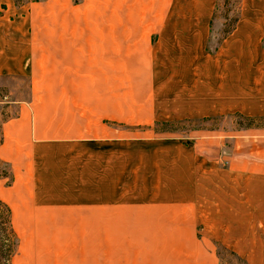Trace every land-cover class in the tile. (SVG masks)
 I'll list each match as a JSON object with an SVG mask.
<instances>
[{"label":"crops","instance_id":"0c3cea01","mask_svg":"<svg viewBox=\"0 0 264 264\" xmlns=\"http://www.w3.org/2000/svg\"><path fill=\"white\" fill-rule=\"evenodd\" d=\"M25 6L0 0V10L6 9L0 14V90L28 77L29 89L39 90L47 73L52 75L53 96H33L32 112L17 107V118L2 124L0 162L9 166L11 181L40 186L64 181L51 171L68 176L67 171L78 168L74 160L80 147L89 156V145H84L89 144L91 100L97 118L99 108L108 104L113 111L109 117L122 121L123 85L133 99L130 117L124 119L128 121L227 116L234 112L239 80L244 97L263 99L252 105L243 99L242 109L264 114V64H257L264 60L259 48L264 27L247 24L236 38L233 31L219 41L212 18L216 0H81L78 5L49 0L44 6ZM102 88L113 91L107 103L96 94ZM134 106L142 109L133 114ZM46 123L49 129L41 130ZM198 132H209L204 137L210 139L197 137L185 144L162 133L164 137L145 146L148 151L137 147L124 158L120 141L113 149L104 142L98 153L99 185L123 181L127 168L129 181L157 186L144 194H79L70 189L25 197L16 191V212L33 219L30 227L25 223L20 228L36 232L40 239L34 246L43 248L35 254L37 262L213 264L187 229L185 217L191 209L194 218L209 217L210 233H217L214 227L219 225L229 231L234 223L243 233L251 217L264 219V129L238 132L241 138L231 140L225 152L220 150L227 141L216 131ZM72 148L78 154L67 157L69 149L76 152ZM162 181H173L176 199L169 197L171 190L159 188ZM58 216L81 218L73 225L68 218L56 222ZM94 217L96 225L90 221ZM113 219L117 223L109 224Z\"/></svg>","mask_w":264,"mask_h":264},{"label":"rangeland","instance_id":"374dc122","mask_svg":"<svg viewBox=\"0 0 264 264\" xmlns=\"http://www.w3.org/2000/svg\"><path fill=\"white\" fill-rule=\"evenodd\" d=\"M72 1L77 5L81 2V0ZM13 2L17 7L26 4V9L31 4L44 6L49 2V0H13ZM5 10L6 9L0 10V14L4 13ZM25 11L27 13L29 9ZM92 17L93 19L96 18V11L93 13ZM212 18L215 20L214 24L218 27L217 33L219 41L233 31L234 37L236 38L247 24L256 25V28H258V25L264 27V0H216L215 11ZM259 48L260 50H264V31L262 32ZM94 59L96 64V58ZM91 63H94L92 59ZM257 64H264V60H261ZM47 66H49V64ZM51 76L52 75L46 73L41 82L38 83L40 88L36 91L29 89V77L23 83L19 82L17 84H11L12 88L0 90V143L2 142V124L8 120L17 118V107L21 106L27 108L29 112H32L33 103L31 102L33 100V96L39 98L53 96V91L50 88L52 84ZM237 77L241 78V75L235 74V78ZM240 86H242L241 80H239L238 84H235V109L233 113L228 114L227 116L221 115L195 121L159 120L155 122H135L124 120L127 117H130L129 109L133 106L130 105V103L132 104L133 99L129 97V89L124 88L125 85H123L121 90L123 104L122 121H114L109 117L113 111L108 104L103 105L104 108L102 109L99 108V114L102 116L99 115L100 117L97 118V115L94 113L95 110L92 109L95 107L93 106L94 100H91V120L88 139L89 144L84 145V148L89 145V156L83 155V150L80 147L78 151L79 156L76 160H74V163L75 165H78V168L67 171V173H69L68 176L62 174L65 171H61L62 175L57 174L56 171H51V175L55 174L57 177H62L64 178V181H46V186L36 185L37 182L35 184L33 183L35 181H11V177L8 172L9 166L6 163L0 162V264H46L45 260L44 262H42V260H38L37 262L38 258L36 259L35 256V254L39 256L41 254L40 251L43 250V248L38 249L34 246L40 239L39 235L36 234V232L34 233L31 229L25 231L20 228V226L25 223L27 227H30L33 219L31 217L21 216L20 212H16V205L18 207L20 206L18 201L16 202L13 200L16 199L15 194L17 192L22 193L21 195L26 193H28V195H36L41 191H46V193L50 195L51 193H56L57 191L67 193L70 189H72L74 190L73 192L79 194H91L97 193L98 191L105 192L107 194H144L152 191L154 188L155 190L157 189V186L152 185V181H129L132 174L131 169L127 170V168L123 173V181H106L107 185H99L101 181H97V165L99 164L98 153L104 150V142L106 143V147L113 149L115 145H119L120 141L124 158L125 154H129L131 151H134L135 154L137 147H139V149H143V151H148L144 149L145 146L150 147L154 143L153 140L157 141L164 137L162 133H169L168 140H180L185 144H193L197 137L202 138L200 140L206 139L204 135H207L209 132H203L202 134L198 132L199 130H206L216 131L220 137H223L224 140L227 141L220 150L221 152H225L226 150L229 151V148L231 147V140L241 138V131L257 128L264 129V114L254 115L253 111H255V109H242L243 99L245 100L247 98L246 95L245 97L243 96L244 88L242 89L241 87L238 89ZM252 88H254V85L251 81L250 89ZM95 91L98 97L102 98L101 100L104 99L103 101H105V103L112 98V96H110L113 93L112 90L102 88ZM90 92L92 93L93 91ZM123 94H126V97H124L126 101L123 100ZM91 99H94V97L92 96ZM247 100H249V105L256 104L260 101L263 102V99L261 98H248ZM137 107L141 106L132 107L134 111L133 114H135L138 109H142ZM40 108L47 107L42 106ZM41 127V130L49 129L48 123L41 125ZM153 131L161 134L154 135ZM207 137L208 138L206 140L210 139V136ZM54 141L58 140L54 139ZM47 142L51 144L53 141L47 140ZM80 145H82L81 142ZM72 149L75 150L74 148ZM69 152L70 153H67L66 155L67 157L74 156L72 154H78L77 151H70V149ZM44 159L45 158L42 156V163H44ZM221 162L223 165L227 164L226 160H222ZM81 165L89 167V170L85 168L81 169ZM133 167L137 168V165H134ZM135 172L140 173V169H135ZM87 176L90 177L88 178L89 181L85 178ZM72 182H74L73 185H71ZM172 182L162 181L161 184L164 186L159 188L171 190V196L169 197L174 198L176 196L174 193L177 187L172 186ZM166 195L167 194L165 193V196ZM174 199H176V197ZM189 206H192V204ZM189 214L191 215L188 216ZM56 218V222L59 223H62L64 218H68L73 225H76L80 223L79 219L81 217L58 216ZM126 220L129 223L133 222V219L129 217H127ZM185 220L187 221V229L192 231L193 239L199 244L202 243V252L205 255L210 253L212 256L213 264H264L263 218L257 216L251 217L249 219V229L247 231V229L243 228V233L240 231L241 227L237 226L235 223L232 227L228 228L229 231H226L225 226L219 225L214 227V229L218 231L217 233H210L211 219L209 217H202L198 219L194 218L192 209L188 211ZM220 220L222 223H225L226 219L221 218ZM227 220L229 221V219ZM234 220L236 221V219ZM90 221L93 225L98 223L97 217L91 218ZM54 222H51L50 226H53ZM106 222H108V220ZM115 222V219H113L109 222V224L114 225L113 223ZM205 246H208L211 249L209 250V248L207 249Z\"/></svg>","mask_w":264,"mask_h":264}]
</instances>
